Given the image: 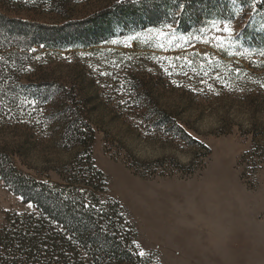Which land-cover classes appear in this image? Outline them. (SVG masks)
<instances>
[{
	"label": "rangeland",
	"instance_id": "374dc122",
	"mask_svg": "<svg viewBox=\"0 0 264 264\" xmlns=\"http://www.w3.org/2000/svg\"><path fill=\"white\" fill-rule=\"evenodd\" d=\"M123 1L0 0V13L60 26ZM231 3L234 16L188 31L175 15L98 46L19 54L11 72H0L12 80L0 86V150L25 174L59 183L80 151L63 139L61 120L85 119L107 180L103 197L124 208L142 256L157 264H264V0ZM247 26L258 42H245ZM143 102L167 110L208 150L155 125ZM254 146L258 155L246 158ZM173 160L189 170L159 175ZM133 163L158 172L142 178ZM35 211L0 177V229L10 214Z\"/></svg>",
	"mask_w": 264,
	"mask_h": 264
},
{
	"label": "trees",
	"instance_id": "16d2710c",
	"mask_svg": "<svg viewBox=\"0 0 264 264\" xmlns=\"http://www.w3.org/2000/svg\"><path fill=\"white\" fill-rule=\"evenodd\" d=\"M232 1L239 0H127L85 21L60 26L9 18L0 13V72L4 75L11 72L12 59L21 53L28 55L36 47L51 50L98 46L119 32L165 24L175 15L184 31L199 23L226 20L234 16ZM250 27L243 31V39L258 42L260 39H255ZM3 58L7 60L2 61ZM3 76L0 86H8L7 80H12ZM141 106L155 112V125L167 126L180 134V140L208 150L186 133L167 110L151 103L143 102ZM76 119L68 116L61 120L65 126L63 139L72 140L80 151L75 163L60 174L59 183L38 181L25 174L9 154L0 150L1 179L36 209L32 213L10 214L6 219L0 229V264H157L152 257L137 251V231L121 204L104 199L107 180L93 160L95 132L85 119ZM105 152L110 153L111 148L106 146ZM257 155L254 146L244 156ZM129 168L142 178H153L158 172L138 163L130 164ZM187 169L173 160L159 175L184 174Z\"/></svg>",
	"mask_w": 264,
	"mask_h": 264
},
{
	"label": "snow or ice",
	"instance_id": "6c2138e0",
	"mask_svg": "<svg viewBox=\"0 0 264 264\" xmlns=\"http://www.w3.org/2000/svg\"><path fill=\"white\" fill-rule=\"evenodd\" d=\"M169 27H171V26L169 25ZM149 31H151V30H149ZM129 39H132V37H129ZM29 207H31V205Z\"/></svg>",
	"mask_w": 264,
	"mask_h": 264
}]
</instances>
